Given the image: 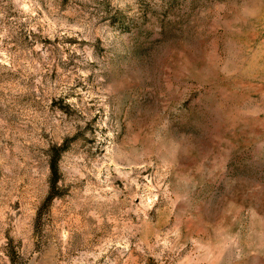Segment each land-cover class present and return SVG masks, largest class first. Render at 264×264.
Wrapping results in <instances>:
<instances>
[{"label": "rangeland", "instance_id": "obj_1", "mask_svg": "<svg viewBox=\"0 0 264 264\" xmlns=\"http://www.w3.org/2000/svg\"><path fill=\"white\" fill-rule=\"evenodd\" d=\"M0 264H264V0H0Z\"/></svg>", "mask_w": 264, "mask_h": 264}, {"label": "trees", "instance_id": "obj_2", "mask_svg": "<svg viewBox=\"0 0 264 264\" xmlns=\"http://www.w3.org/2000/svg\"><path fill=\"white\" fill-rule=\"evenodd\" d=\"M60 157V154H58L56 157H54L52 159V162H51V171H52V174L54 175V180H53V184H52V192H51V195L50 197L48 198L49 201H51L54 196H55V191L57 190V185H56V180H57V175H58V169H59V166H58V159Z\"/></svg>", "mask_w": 264, "mask_h": 264}]
</instances>
